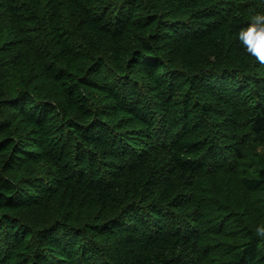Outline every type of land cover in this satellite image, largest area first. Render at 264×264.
I'll return each instance as SVG.
<instances>
[{
	"label": "trees",
	"instance_id": "16d2710c",
	"mask_svg": "<svg viewBox=\"0 0 264 264\" xmlns=\"http://www.w3.org/2000/svg\"><path fill=\"white\" fill-rule=\"evenodd\" d=\"M264 0H0V264H264Z\"/></svg>",
	"mask_w": 264,
	"mask_h": 264
},
{
	"label": "clouds",
	"instance_id": "9594fccd",
	"mask_svg": "<svg viewBox=\"0 0 264 264\" xmlns=\"http://www.w3.org/2000/svg\"><path fill=\"white\" fill-rule=\"evenodd\" d=\"M235 40L243 51L264 64V11H253L248 22L235 33ZM255 235L264 238V223L257 224Z\"/></svg>",
	"mask_w": 264,
	"mask_h": 264
}]
</instances>
